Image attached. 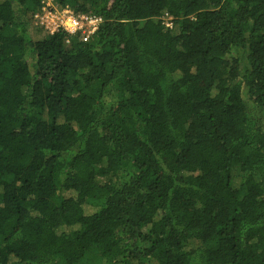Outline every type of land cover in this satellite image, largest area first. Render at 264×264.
I'll list each match as a JSON object with an SVG mask.
<instances>
[{"label": "trees", "instance_id": "1", "mask_svg": "<svg viewBox=\"0 0 264 264\" xmlns=\"http://www.w3.org/2000/svg\"><path fill=\"white\" fill-rule=\"evenodd\" d=\"M41 1L0 0V264H264V0Z\"/></svg>", "mask_w": 264, "mask_h": 264}, {"label": "built area", "instance_id": "2", "mask_svg": "<svg viewBox=\"0 0 264 264\" xmlns=\"http://www.w3.org/2000/svg\"><path fill=\"white\" fill-rule=\"evenodd\" d=\"M44 1L45 0L42 1L41 9L40 11L36 12L34 19L43 18L44 20H48L47 22H41V25L43 24L46 26V28L55 30V31L50 30L51 32H56L62 29L70 34H74L83 30L85 26L86 27L91 26V33H92V29H94L95 31L99 23V19L96 16H88V17L82 15L75 16L73 12L70 11L69 9H64L62 11L56 9L55 12H49L45 6L46 2ZM69 16H70L69 22H64V20ZM84 20L87 22H84Z\"/></svg>", "mask_w": 264, "mask_h": 264}, {"label": "rangeland", "instance_id": "3", "mask_svg": "<svg viewBox=\"0 0 264 264\" xmlns=\"http://www.w3.org/2000/svg\"><path fill=\"white\" fill-rule=\"evenodd\" d=\"M43 1V0H42ZM42 1H41V3H42ZM44 2H46V4H45V6H46V8L48 9V11L49 12H55L56 11V9L58 8L57 7V5L54 3V1L53 0H45ZM53 2V3H52ZM68 7V6H67ZM67 7H65V9H69L70 11H72L70 8H67ZM51 8V9H50ZM64 10V9H63ZM60 11H62V10H60ZM75 16H81V15H76L75 13H73ZM82 16H85V17H88L87 15H82ZM91 16V15H90ZM69 19H70V16L68 17V18H66L65 20H64V22H69ZM48 20H44L43 18H39V19H34V22H35V24H37V25H41V22H47ZM84 22H87V21H85L84 20ZM95 22V21H94ZM43 25V24H42ZM166 25H168V26H171V19L170 18H168L167 20H166ZM49 26V25H48ZM50 30H53V29H50ZM53 31H55V30H53ZM94 31V29H92V32ZM81 32V34H85V33H87L88 35L91 33V26L90 27H84V29L83 30H81L80 31Z\"/></svg>", "mask_w": 264, "mask_h": 264}]
</instances>
